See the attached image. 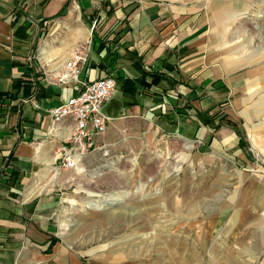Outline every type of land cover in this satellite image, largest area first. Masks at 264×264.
I'll return each mask as SVG.
<instances>
[{"label":"crops","instance_id":"obj_1","mask_svg":"<svg viewBox=\"0 0 264 264\" xmlns=\"http://www.w3.org/2000/svg\"><path fill=\"white\" fill-rule=\"evenodd\" d=\"M207 1L0 0V91L14 93L0 99V264H69L55 228L54 179L84 168H56L58 147L72 121L66 117L55 129L49 124L50 110L77 90L73 83L51 80L48 72L62 67L74 46L69 47L92 38L93 30L95 49L104 38L113 54L93 49L89 58L104 59L109 75L136 76L132 63L137 58L126 53L136 51L143 68L164 72L173 81L161 79L131 105L123 104L130 99L117 85L106 113L113 119H140L146 143L168 138L196 143L199 165L215 172L214 184L208 178V196H222L206 224L214 230L209 244L234 243L240 251L254 252L251 264H264V52L232 50L206 33L210 25L200 12L213 9ZM66 3L64 14L55 17ZM40 34L50 36L31 55ZM88 69L87 78H95L96 69ZM16 80H22L17 88ZM28 84L31 92L24 94ZM196 111L218 113L216 123L225 118L213 129ZM12 169L18 175L10 185L6 178Z\"/></svg>","mask_w":264,"mask_h":264},{"label":"rangeland","instance_id":"obj_2","mask_svg":"<svg viewBox=\"0 0 264 264\" xmlns=\"http://www.w3.org/2000/svg\"><path fill=\"white\" fill-rule=\"evenodd\" d=\"M207 2L213 9L200 12L210 25L206 33L232 50L264 52V0ZM49 36L40 34L31 55ZM142 127L137 118L112 119L96 139L105 146L83 158L84 172L55 175L54 222L69 264H251L254 252L230 242L209 244L214 230L206 224L222 196H208L215 172L199 165L196 143H146ZM115 193L120 199L114 204L96 207L102 195Z\"/></svg>","mask_w":264,"mask_h":264},{"label":"built area","instance_id":"obj_3","mask_svg":"<svg viewBox=\"0 0 264 264\" xmlns=\"http://www.w3.org/2000/svg\"><path fill=\"white\" fill-rule=\"evenodd\" d=\"M96 21L91 24V30L96 27ZM92 38L74 46L64 65L55 66L48 72V78L59 84L73 83L76 93L63 100L50 110L51 129L66 117L72 121L69 135L62 139L57 151V169H76L82 164L83 158L92 151L102 149L105 144L96 143L113 119L105 112V105L117 91V83L113 76L105 74L95 78L89 75V53ZM84 72L86 78H80Z\"/></svg>","mask_w":264,"mask_h":264},{"label":"trees","instance_id":"obj_4","mask_svg":"<svg viewBox=\"0 0 264 264\" xmlns=\"http://www.w3.org/2000/svg\"><path fill=\"white\" fill-rule=\"evenodd\" d=\"M67 5H68V3H66L63 6V8L56 14L55 17L63 15ZM110 12H111V9L106 10V14H109ZM22 27L23 26H21V27L19 26L14 31V34L16 35L18 30ZM94 35H95V33L93 30L92 31V44H91V49H90V55H91V52H93V49L97 50L98 52L101 51L102 49H105L107 51V57L110 56L111 54H113V52H110V49H111L110 45L108 44V42L104 38L98 42L96 49H95V47H94L95 46ZM108 35L109 34H107V36H106L107 38L109 37ZM126 53H129V55L132 58H137L136 61L133 60L134 62L132 63V65L136 69H138L137 70L138 74L136 76L120 75V74L112 75L116 80V83L118 85V90L121 92V94L124 97H127L130 99L127 101L124 100V102H123L124 105H131V104L136 103V98L138 95L143 93L144 90L150 88L152 85L157 84L161 79H167L169 82H171V83L173 82L172 78L164 72H160L158 70H152L150 68H143L142 64L140 62V57L138 56L136 51H127ZM167 65H168V68L170 70L175 69L172 64L169 63ZM89 67H93L96 69V74H97L96 77H99V74L103 73V72H105L106 74H110L112 72L111 69L109 70V64H107L104 59H100L98 62H92L91 56L89 58ZM22 79H25V78L22 77ZM21 81L22 80H16L14 82L13 86L16 88L19 87ZM38 86H39L38 88L42 87L41 85H38ZM29 92H31V88H30V85L28 84L27 86H25L24 94H27ZM13 94L14 93H12V91H10V90L0 91V99L6 98V97L12 98ZM105 112L108 113V110H106ZM195 114L197 115V117L199 118V120L201 121L202 124L210 125L213 129H217L218 127H220L222 125V122H223L221 119L225 118L223 116L216 123L215 119L219 116L218 113L204 114L202 112L196 111ZM226 124L233 127L236 130V132L239 133L237 126L234 122L227 120ZM239 144L244 146L241 137L239 139ZM17 175H18V173L14 169L8 171L7 178H6L7 183L10 185L14 184L15 181L17 180Z\"/></svg>","mask_w":264,"mask_h":264},{"label":"bare ground","instance_id":"obj_5","mask_svg":"<svg viewBox=\"0 0 264 264\" xmlns=\"http://www.w3.org/2000/svg\"><path fill=\"white\" fill-rule=\"evenodd\" d=\"M86 39H84L83 41H85ZM79 171H80V168H79ZM101 173H102V171L98 170V171H95V172L91 173L90 176H91L92 179H94L95 177H97ZM119 199H120V195L118 193L110 194V195H107V196L102 195V200H97L96 201V207L99 208V209L105 208L109 204L110 205L114 204L115 201H117Z\"/></svg>","mask_w":264,"mask_h":264}]
</instances>
